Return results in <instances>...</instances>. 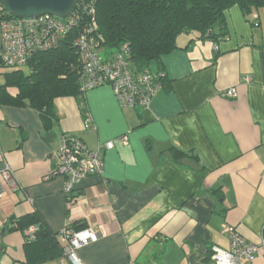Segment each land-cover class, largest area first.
I'll return each mask as SVG.
<instances>
[{
    "label": "crops",
    "instance_id": "0c3cea01",
    "mask_svg": "<svg viewBox=\"0 0 264 264\" xmlns=\"http://www.w3.org/2000/svg\"><path fill=\"white\" fill-rule=\"evenodd\" d=\"M225 31L177 37L148 109L120 105L108 84L56 96L46 120L30 105L0 103V171L7 163L18 185L0 198L1 264H69L62 254L40 260L39 246L24 244L37 226L4 231L11 216L32 212L54 233L67 222L101 226L77 249L81 264H214L210 246H229L223 223L258 243L243 263L264 264V6L247 15L231 6ZM8 70L0 66L3 81ZM231 86L235 98L223 94ZM64 132L90 149L114 142L102 173L80 180L70 203L51 157Z\"/></svg>",
    "mask_w": 264,
    "mask_h": 264
},
{
    "label": "trees",
    "instance_id": "16d2710c",
    "mask_svg": "<svg viewBox=\"0 0 264 264\" xmlns=\"http://www.w3.org/2000/svg\"><path fill=\"white\" fill-rule=\"evenodd\" d=\"M79 5L78 23L65 33L57 46L33 53L25 65L9 68L4 73L0 103L30 105L46 120L55 115L53 99L56 96L77 94L79 62L74 41L92 14L99 47L116 52L126 45L130 68L139 73L152 71L149 69L152 62L158 64L157 70H162L165 59L178 47L180 34H191L192 39H217L226 33L227 9L237 5L247 15L264 6V0H78L74 7ZM11 17L6 11H0V18ZM0 66L4 67L1 60ZM32 225L37 228L23 235L24 244L38 245L40 260L61 255L62 244L57 232L44 226L36 212L10 219L4 231L24 232ZM85 225L74 221L71 227L80 229Z\"/></svg>",
    "mask_w": 264,
    "mask_h": 264
},
{
    "label": "built area",
    "instance_id": "2783aa9c",
    "mask_svg": "<svg viewBox=\"0 0 264 264\" xmlns=\"http://www.w3.org/2000/svg\"><path fill=\"white\" fill-rule=\"evenodd\" d=\"M80 7V5L77 8L74 7L63 18L51 14H42L37 17L0 18V60L4 67H21L33 53L57 46L65 33L78 23ZM0 11H5L1 3ZM89 13H92V8ZM95 27L92 14L74 41L78 53L77 82L80 92L108 84L120 105L150 108L153 97L166 77V71L162 69L133 72L127 57L126 45H123L111 57L101 56L98 52L99 40L94 33ZM244 81H251V76L245 75ZM223 94L228 98H235L237 89L235 86L228 87ZM90 126L91 117L86 114L83 128L87 129ZM120 139L123 143H127V135H122ZM113 146V140H107L98 144L96 148L90 149L78 134L67 132L61 134L58 149L51 153V157L55 160L54 174L64 177L63 191L69 203L74 200V190L80 180L89 175L102 173L103 151ZM17 187L14 171L5 163L0 171V198ZM222 230L227 235L229 246L227 248L219 245L210 246L214 264H244V261H252L255 258L258 243L247 240L234 225L223 223ZM29 232L32 233L33 229L30 228ZM102 234L101 226L73 229L67 222L57 232V237L62 243V255L66 257L69 264H81L77 249ZM56 264L65 263L60 261Z\"/></svg>",
    "mask_w": 264,
    "mask_h": 264
},
{
    "label": "water",
    "instance_id": "95a60500",
    "mask_svg": "<svg viewBox=\"0 0 264 264\" xmlns=\"http://www.w3.org/2000/svg\"><path fill=\"white\" fill-rule=\"evenodd\" d=\"M78 0H0L5 11L16 18L51 14L66 17ZM13 216L10 217L12 219Z\"/></svg>",
    "mask_w": 264,
    "mask_h": 264
},
{
    "label": "rangeland",
    "instance_id": "374dc122",
    "mask_svg": "<svg viewBox=\"0 0 264 264\" xmlns=\"http://www.w3.org/2000/svg\"><path fill=\"white\" fill-rule=\"evenodd\" d=\"M100 48H101V47H100ZM100 48H99L98 51H99V53L101 54V53H103V50H101ZM102 48H104V47L102 46ZM2 75H4V74H2ZM2 75H1V76H2ZM0 79L3 81V78H0ZM0 264H1V263H0ZM33 264H35V263H33Z\"/></svg>",
    "mask_w": 264,
    "mask_h": 264
}]
</instances>
